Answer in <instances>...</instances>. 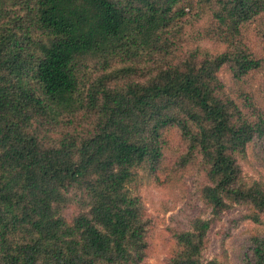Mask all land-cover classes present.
<instances>
[{
  "label": "trees",
  "instance_id": "16d2710c",
  "mask_svg": "<svg viewBox=\"0 0 264 264\" xmlns=\"http://www.w3.org/2000/svg\"><path fill=\"white\" fill-rule=\"evenodd\" d=\"M248 151L264 164V0H0V264H140L138 182L194 162L212 218L170 227L166 263L219 264L207 231L237 204L228 264H264Z\"/></svg>",
  "mask_w": 264,
  "mask_h": 264
},
{
  "label": "rangeland",
  "instance_id": "374dc122",
  "mask_svg": "<svg viewBox=\"0 0 264 264\" xmlns=\"http://www.w3.org/2000/svg\"><path fill=\"white\" fill-rule=\"evenodd\" d=\"M220 77L228 84V74ZM241 176L245 180H255L264 186V164L247 157L239 160ZM178 176L161 179L158 182L140 180L135 191L141 198L150 224L147 232L146 257L140 264H167L166 259L172 239L170 227L187 228L193 217L212 218L210 209L205 206L198 188L205 183L203 173L196 162L179 169ZM176 171V166L174 170ZM246 210L240 205H232L218 218H213L207 231V242L203 259H215L219 264L236 261L240 245L254 225L245 217Z\"/></svg>",
  "mask_w": 264,
  "mask_h": 264
}]
</instances>
